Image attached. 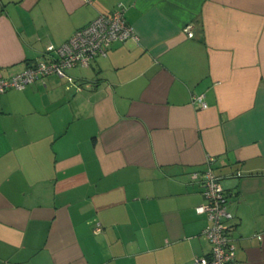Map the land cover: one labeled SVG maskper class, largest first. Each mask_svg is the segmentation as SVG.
Wrapping results in <instances>:
<instances>
[{
	"label": "crops",
	"instance_id": "crops-1",
	"mask_svg": "<svg viewBox=\"0 0 264 264\" xmlns=\"http://www.w3.org/2000/svg\"><path fill=\"white\" fill-rule=\"evenodd\" d=\"M118 7L137 40L0 93V264H194L208 156L264 264V0H0V79Z\"/></svg>",
	"mask_w": 264,
	"mask_h": 264
},
{
	"label": "built area",
	"instance_id": "built-area-1",
	"mask_svg": "<svg viewBox=\"0 0 264 264\" xmlns=\"http://www.w3.org/2000/svg\"><path fill=\"white\" fill-rule=\"evenodd\" d=\"M184 31L188 37H192V32L187 28ZM130 38L138 39L132 27L127 24L122 7L110 14H99L87 25L76 30L61 45H48L46 51L50 55L47 58L15 76L0 79V93L22 90L26 85L49 75L64 77L69 68L87 66L95 58L105 56L113 42ZM192 100L198 101L201 108L207 106L202 96H193ZM213 161L214 157L208 156L206 169L191 173V178L199 185L204 200L203 204L195 207V212L207 219L208 223L202 230V235L210 246L209 254L196 258L194 264H238L230 236L231 227L228 224L232 214L227 209V194L211 168ZM100 231L101 226H96L94 232Z\"/></svg>",
	"mask_w": 264,
	"mask_h": 264
},
{
	"label": "trees",
	"instance_id": "trees-1",
	"mask_svg": "<svg viewBox=\"0 0 264 264\" xmlns=\"http://www.w3.org/2000/svg\"><path fill=\"white\" fill-rule=\"evenodd\" d=\"M213 162H214V161H213ZM213 162H212V163H213ZM212 163H211V168H212ZM206 164H207V163H206ZM212 169H213V168H212ZM203 171H204V170H203ZM199 172H202V171H199ZM214 174H215V173H214ZM215 176H216V175H215ZM216 177H217V176H216ZM217 178H218V177H217ZM218 179H219V178H218ZM232 218H233V215H232ZM231 220H232V219H231ZM231 220H230V221H231ZM230 221L228 222V224L230 223ZM229 225H230V224H229ZM230 227H232V226H230Z\"/></svg>",
	"mask_w": 264,
	"mask_h": 264
}]
</instances>
